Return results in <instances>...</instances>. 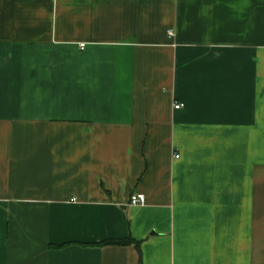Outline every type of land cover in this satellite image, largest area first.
<instances>
[{
    "label": "crops",
    "instance_id": "0c3cea01",
    "mask_svg": "<svg viewBox=\"0 0 264 264\" xmlns=\"http://www.w3.org/2000/svg\"><path fill=\"white\" fill-rule=\"evenodd\" d=\"M127 237L264 264V0H0V264H139L98 245Z\"/></svg>",
    "mask_w": 264,
    "mask_h": 264
},
{
    "label": "trees",
    "instance_id": "16d2710c",
    "mask_svg": "<svg viewBox=\"0 0 264 264\" xmlns=\"http://www.w3.org/2000/svg\"><path fill=\"white\" fill-rule=\"evenodd\" d=\"M130 244H135L137 246L140 256L139 264H142L141 242L136 241L132 237H127L123 239H109L99 243L98 245L103 246V245H130Z\"/></svg>",
    "mask_w": 264,
    "mask_h": 264
},
{
    "label": "built area",
    "instance_id": "2783aa9c",
    "mask_svg": "<svg viewBox=\"0 0 264 264\" xmlns=\"http://www.w3.org/2000/svg\"><path fill=\"white\" fill-rule=\"evenodd\" d=\"M169 35L170 36L173 35V31L172 30L169 31ZM81 46H84V45L82 44ZM180 107H181L180 104L176 105V108H180ZM145 202H146V198H145L144 194L137 193V194H135V195H133L131 197V203L133 205H144Z\"/></svg>",
    "mask_w": 264,
    "mask_h": 264
}]
</instances>
